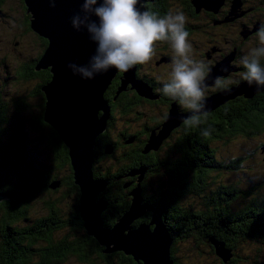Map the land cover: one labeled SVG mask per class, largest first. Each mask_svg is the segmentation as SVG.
Listing matches in <instances>:
<instances>
[{"label":"trees","instance_id":"16d2710c","mask_svg":"<svg viewBox=\"0 0 264 264\" xmlns=\"http://www.w3.org/2000/svg\"><path fill=\"white\" fill-rule=\"evenodd\" d=\"M3 1L4 0H0V3ZM19 1L24 5L23 0ZM166 1L167 0H153L150 3L144 1L141 5L143 6V9L145 6L146 10H152V12L157 15L163 16L162 12H166L164 7V5L166 6L167 4ZM169 1H171V5L174 2H179L178 0ZM188 1L191 6L188 5L187 1L182 5L189 9V11L197 14L194 9L195 5L193 6L190 0ZM23 8L26 9L25 5ZM177 8L178 7L170 9L176 11ZM27 28L31 31L29 18ZM194 28H196L195 24H191V27L187 28L189 35L195 30ZM38 39H40L41 45L38 54L29 60L21 62V64L31 73L27 84L33 85L38 90L37 97L41 96L44 100L43 93L39 90V86L41 84H46L50 80L51 74L49 71V65L42 69L33 70L34 64L47 47V40L45 37L41 36ZM25 78L26 77H22V80ZM14 82H16V80ZM242 82H244V80L241 79V82L238 84ZM232 83L235 84L236 80ZM119 84V79L113 81L112 91L115 90ZM238 84L229 88L237 86ZM226 89H224L223 92ZM256 89L259 90H255L251 94H249L250 90L236 92L227 99H220L214 102L209 106V109L205 110L207 114L203 115L204 118L202 116L200 117L201 124L199 126L189 127L185 125L184 120L191 114L187 110L182 109L176 101L170 99L165 104V106L168 104V106L173 107L169 112V116L175 112L176 107L188 112V115L183 121L175 124L176 126L170 131L171 133H175V136L173 137L174 145H170V147L165 150V153L161 155L162 158L160 157L161 160H168L167 169L171 170V175L165 179L166 185L163 187L162 184H157L162 179L161 176H158V178L154 180L156 183H154V181L150 182L152 183L150 184L151 192H147H159V195L157 193L153 196L147 194L145 195V198L147 199L149 206L154 208L153 211H156L157 208H166L172 211V218L168 222L169 226H167V232L173 240L172 241L169 238L170 244L172 241V244H169L168 246L167 252L170 264H187L182 263L181 260H177L178 257L174 258L176 257L174 256V250L177 249L174 246L176 243L174 241L177 240V237H175L176 235L180 237L176 229L184 230L183 227L176 224V221H187L191 217V220L200 219L204 226L201 227L200 233L197 234L199 235V238L204 237L205 239L206 236H209L214 238L215 242L222 243L223 248L228 249L229 253L237 252L232 256L222 259L215 253V250H213L212 252L218 259L216 264H237V262L242 259L248 261L254 259V264H260L259 260L257 262V255H246L242 257L240 254L247 252L248 248H242V244L239 243L247 242V240L256 241L257 247L255 250L257 252L264 251V191L261 195L257 193L258 188L261 185H264L263 183H260L261 181H258L254 188L247 191V193L243 192L244 195L241 198H238L240 200L238 204L233 202L232 205L228 204L226 206L222 202V199L217 198V204L215 206L203 210H192L189 213L187 209L179 207L177 203L180 201L179 199L184 195H187L189 191L193 192L196 188L205 187L207 184L206 177H208V172L224 169L220 167L221 164L217 165L214 162L215 150L209 146L212 139L221 138L223 136H245L247 140L252 142L257 140V142L253 144V147L255 146L253 153L262 152L264 154V87ZM138 95L139 93L136 90L130 89L126 92L120 91L116 95V101L113 99L114 92L113 94L110 93L108 100L112 103V106L116 108L117 112L121 113L127 110L125 109L126 107L130 110L134 109V106L138 102L136 99ZM233 97L235 98L231 101L230 99ZM24 99H21V101H14L12 108L14 118H19L18 115L23 113ZM43 107L44 102L42 108ZM0 113H4V106L2 105H0ZM167 114L168 110L163 114L162 120H158V127L165 123L164 120L166 119ZM1 117L2 115L0 118ZM2 119L5 121L3 117ZM49 127L51 128L50 125ZM205 129L211 130L209 136L205 137L201 135V132ZM146 135L147 137L149 136L148 133H146ZM130 136L132 137V134H130ZM48 140L57 151H63V154L66 153V148L57 136L49 138ZM144 141H146V139H144L142 143H144ZM141 150V148H137L136 151L138 155L135 154V156L140 157V161L138 162V159L133 160L134 163L132 164L135 165L132 166L130 163L131 166L122 169V173L129 174L133 167L139 168L140 166L145 167L148 165L145 156L152 154V152L146 151V153L144 152L141 154ZM6 151V147L0 145V171L2 173L0 193L6 195L0 199V235L3 236V239L0 237V264H66L69 260H72L74 264H90V261L94 264L99 261L98 254L100 253L102 245L95 241L85 231L78 213V189L74 194L70 195V197H74V203L69 211L65 210L62 212L59 209L61 208L59 205L65 199L61 196L58 201L53 202V207H51L49 205L50 202L45 200L49 197L43 194L47 188L45 185L52 180L49 173H43L32 164H25V176L17 175L16 167H14L11 162H8L7 165L5 164V160L7 159ZM173 155L178 156V158L172 159ZM154 157L158 158L156 155H154ZM18 160L23 162L20 154ZM242 160L241 155H232L229 162L232 167L236 169L241 167ZM50 166L53 167L51 163ZM188 169L190 171H188ZM154 175L157 177L156 172H154ZM47 177L49 178L47 179ZM135 177L136 176L131 175L127 180L134 181ZM262 181H264V179ZM146 182L147 181L144 179L139 184L144 186ZM33 186L37 187L28 190ZM40 188H44V191L35 193ZM118 188H122L121 183H119ZM237 188L238 187H236V190L238 192L239 189ZM233 189L234 186H231L230 188L228 185H221L219 188L220 196L222 197V195H224L226 197H231L230 194ZM33 193L35 194L33 195ZM39 196L44 197L43 199H39L40 204L43 206V213L36 217L27 215L30 203ZM160 196H165L163 198L164 200H161ZM211 200L208 201L207 205ZM129 201L130 200L127 198L124 207L121 208L115 206L114 202L111 200L109 203L110 206L108 205L106 211L108 212L114 209L123 212L125 210L124 208H127L128 204L130 205ZM249 202L255 209L260 208L262 211H254L253 209L248 208ZM16 209L18 212H15ZM150 215L151 213H149V218H146L145 216V221L150 220ZM162 217L167 218L168 216L162 215ZM105 218H109L108 214ZM236 224L238 228H236ZM189 229L191 228L189 227L185 230L188 231ZM168 234L167 236H169ZM199 238L194 237V240H202ZM12 241H16L18 245L22 244L21 249L13 247ZM35 244H37L36 247L33 246ZM8 246L12 247V250L9 249ZM32 250H35V252L39 254L40 260L38 262L31 260ZM254 254L257 253L254 252ZM236 257L242 259L238 260ZM248 261H245L244 264H250ZM204 264L213 263L204 262Z\"/></svg>","mask_w":264,"mask_h":264},{"label":"rangeland","instance_id":"374dc122","mask_svg":"<svg viewBox=\"0 0 264 264\" xmlns=\"http://www.w3.org/2000/svg\"><path fill=\"white\" fill-rule=\"evenodd\" d=\"M195 1L199 4H208L207 0ZM218 1L219 0H213L214 3ZM166 2V14L169 11L175 12L174 9L170 8H175L176 6L171 5V1L169 0H167ZM23 6L24 5L18 2V0H7L5 6L3 7V12L0 14V57H3V61L7 64L19 63L20 65V62L29 60L33 58L36 54H38V51L41 48L40 39H38L39 37H41V35L32 31V29L26 34L22 32V26L20 24ZM191 22H197V20L191 19ZM198 28L200 29V27ZM256 29L253 28L249 32L250 34H252L250 39H253V41L249 43L251 48L256 46L258 43V39L256 37ZM212 32L224 33L220 34L219 36H217L216 34L212 36L218 41L223 39V36L225 35H227L230 39H232V36L234 35V32L229 34L225 29L210 30V33ZM204 36L205 35L200 30H193L192 34L189 35V42L192 44L193 49L201 48L200 43L204 41ZM162 43L170 46V44L167 42ZM167 45L161 50L160 43L157 42V44L155 45L156 54L153 59L147 64L136 65L135 67H132L128 71V74H126V77L128 79L125 77L124 72H119L115 69V71L113 72V74L111 75L102 90V99L103 103L106 106V115L103 120V128L99 132L94 134L91 139V144L89 146L90 162L88 165V170L90 180H102L100 179L101 177L99 176L98 171L109 174L111 175L112 179L122 180L124 183V185H122L123 189L119 188L116 192L121 190V192L125 194L127 198L131 199V195L127 193L131 189H136L138 190V197L140 199L138 201V205H142L145 203L144 210L139 215L131 219L129 223L123 228V230L121 231V235L123 236L128 235L129 233L134 231L139 224H143L146 227L148 233H151L154 226V223H152L153 221H151V215H156L155 217L159 219L165 231V234H168L167 226H169L168 222L172 218V211L166 208H157L156 211H153L154 208L149 206L145 195H156L157 192H148H151L150 184L152 183L150 182L154 181L156 178H158V176H161L162 179L160 178L161 180L157 184L160 183L163 187L166 185L165 179L171 175V170L167 169L168 160H161L160 157L162 158L161 155L165 153V150L168 147H170L168 146L169 144L174 145L173 137L175 136V133H171L170 131L176 126L175 124L180 121H183V119L188 115V113L175 111L169 116V112L173 108L172 106H168L167 104L164 108H162L161 106H157L146 101H142L141 104H137L136 106H134L133 110H130L128 107H126V111L119 113L117 112L116 108L112 106V103L109 102L108 96L110 93L113 94L114 92L113 99L114 101H116V95L120 91L126 92L130 89H134L139 93V96H142L144 98L150 97V99H153L154 96H144L140 94V92L149 93V88L140 80L136 79V76L146 71L147 68H151L156 74L155 78H158V76H163V80H167V78L169 79L171 69L167 68V61L160 60L161 57L167 56V54H171V49L168 48ZM242 51L245 54L247 52L245 49H242ZM225 68L228 69L229 65L226 60H223L219 67H214V69L211 71V75H215L217 74V72L223 73V69ZM118 79L120 80V84L115 90L112 91V83L113 81ZM15 80L16 82L21 83L22 75H20V77H16ZM22 85L28 86L26 81H23ZM20 86L21 85H18L17 89ZM214 96L216 100H219L220 98H222L223 93L217 92V94H215ZM207 101L206 105L209 104V102ZM166 110H168V114L166 119L164 120L165 123L154 129L153 131H149L148 127L150 124H152L151 121L162 120V116ZM42 112L43 109L39 110V112L38 110L34 111L31 114L32 117L30 118L29 116L30 121H26L23 113H21V122L23 123V125L29 123L30 125H33L35 127L37 115L39 117H42L39 114L41 113L42 115ZM100 116L101 110L96 109L94 113V118L98 119ZM23 125L19 126L18 128H11L18 130H9V128H7L6 131L0 134V145H2V147H6L7 149V159L5 160V164L7 165L8 162H11L12 165L16 167L17 175L25 176V162L28 160V155L33 157L36 161L37 168H41L40 171L45 174L49 173L52 179L50 182H48L47 185H45L47 187L46 191H44V188H40L35 193H40L44 191L43 194L49 197L45 200H48L50 202L49 205L51 207H53V201L50 198L61 195L65 199L59 205L61 207L59 209L62 212L65 210L69 211V209L73 206L74 203V197L70 199V195H72V192L69 190V187L73 190V194L78 189V187L73 177L68 152L67 149L65 154H63V151H57L49 143L48 139L57 136L60 142L64 145V147L65 144L58 136L56 130L52 127L46 128L44 126H41L40 131L42 132L38 134V137H36L33 136L35 135L34 133H37L36 131H34V133H30L26 128L23 127ZM143 127V130L145 132L144 136L140 137V140H137L135 146L129 143L127 139H133V136L131 137L130 134L140 135V131ZM149 129L152 130V126H150ZM141 133H143V131H141ZM146 133H148V137ZM101 137H103V139L105 137L107 138H105L102 142L100 141ZM144 139H146V141L142 143ZM255 142H257V140L252 142L250 140H247L245 136H223L221 138L212 139L210 141L209 146L214 148L215 150L214 162L217 165H219V162H229L231 160L232 155H241L243 159L241 162V167L236 169H220L208 172V177H206V186L196 188L193 190V192L189 191L187 195H184L182 198L179 199L180 201L177 202L178 206L187 209V211L190 213L192 210H203L204 208H211L215 206L217 204V198L222 199V202L226 206L228 204L232 205L233 201L235 199L241 198L244 195L243 192L247 193L248 189L253 184H256L258 181H261L260 183L264 184V181H262L264 179V154L262 152L253 153V149L255 148V146L253 147V144H255ZM137 148L142 149L141 154L144 152L146 153V151L152 152L153 161L152 158L149 157L150 160H148L147 166H140L139 168L133 167L129 174L122 173V169L131 166L130 163L132 164L133 160L138 159V162L140 161V157L135 156V154L138 155L136 151ZM19 154L21 155L23 162H20L18 160ZM154 155H156L158 158L154 157ZM174 158H178V156L173 155L172 159ZM50 163L53 167L50 166ZM134 165L135 164H132V166ZM94 167H98V171ZM188 171L190 170L188 169ZM154 172L157 173V177H155ZM131 175L136 176L134 178V181L127 180V178H129ZM48 178L49 177H47V179ZM144 179L147 182L144 186H142V184L140 185L139 183H141V181ZM102 181L105 182L104 180ZM154 183H156V181H154ZM221 185H228L230 188L231 186H236L239 188V191H236L234 193V197L232 199L224 195H222L221 197V194L219 192V188ZM36 187L37 186H33L28 190H32ZM102 189L103 187L100 190ZM100 190H98L95 194H97ZM263 191L264 185H261L258 188L257 193L261 195ZM35 193H33V195ZM95 194L93 195L91 200L92 204H95L99 198L100 201L104 202L103 208L97 213V218L100 221V228L110 230L115 221L121 218L123 213H125L128 208L123 212L112 209L110 211V214L115 218V221H113L112 223L107 222V218H105L103 214H107L106 208L111 202L113 195L110 192L108 194H101L102 196H97ZM157 194L159 195V192ZM160 197L162 200L165 196ZM43 198L44 197L42 196L36 197L30 203L27 215L36 217L43 213V206L39 202V199ZM210 200L211 202H209V204L207 205L208 201ZM115 203H117V201ZM256 211L262 210L260 208H256ZM15 212H18V210L16 209ZM149 212L151 213L150 220L145 221V215H149ZM162 215H166L168 217L164 218L162 217ZM191 218L187 221H176V224L180 225V227H183L184 230L176 229L180 237H178L177 235L175 236L177 237V240L174 241L176 242L174 246L177 249L174 250V256H176V258L178 257L177 260H181L182 263L187 264H204V262L216 264L218 259L217 256L212 252L216 245L215 239L209 236H206L205 239L204 237L199 238V235L197 234L200 233L201 227L204 226L202 225L200 219L191 220ZM189 227L191 229L186 231L185 229H188ZM236 228H238L237 224ZM194 237H197L202 240H194ZM168 238L172 240L170 235L168 236ZM170 240L168 246L170 244ZM239 244H242V248H248L247 252H243L242 254H240L242 257L246 255H257L260 264H264V251L257 252L255 250V248L257 247L256 241L247 240V242H240ZM17 245V242L14 241L13 247L17 248ZM36 245L37 244L33 246L36 247ZM108 247H111V244H108ZM104 248L105 246L102 245L101 250H103ZM9 249L12 250V247H9ZM101 250L98 254L99 261L95 262L94 264H123L124 260H127L128 254L121 250H113L110 252H101ZM217 251L226 257L232 256L234 255V253H237H224L221 249H218ZM254 252H256L257 254H254ZM31 257L32 261L38 262L40 260L39 254H37L35 250H32ZM131 257L133 259L135 258L133 256ZM135 259L139 260L138 258ZM236 259L240 260L242 258L236 257ZM244 260L245 259L240 260L239 262H237V264H244L245 261H248ZM66 264H74V262L72 260H69V262ZM90 264H92L91 261Z\"/></svg>","mask_w":264,"mask_h":264},{"label":"water","instance_id":"95a60500","mask_svg":"<svg viewBox=\"0 0 264 264\" xmlns=\"http://www.w3.org/2000/svg\"><path fill=\"white\" fill-rule=\"evenodd\" d=\"M23 2L28 11L29 26L32 31L47 40L46 49L33 66V70L50 66V80L39 88L44 96L42 120L56 130L67 149L79 191L78 213L85 231L95 241L105 246L101 252L121 250L138 258L143 264H170L167 255L169 238L156 215H151V221L154 223L151 233H148L143 224H139L128 235H121V231L129 221L145 208V203L138 205L140 200L138 190L131 189L127 193L131 195L128 210L115 221L110 230L101 229L97 218V213L103 208L104 202L100 201V198L95 204L91 202L93 195L103 187L104 182L90 180L89 146L94 134L103 128L106 106L100 96L115 68L96 75L94 79H82L79 75H74L68 67L73 63L87 64L96 49L86 30L77 31L71 23L72 17L80 12L83 0H23ZM138 7L144 11L140 3ZM256 88L255 85L249 86L244 81L221 92L223 96L220 99H227L236 92L247 90H250L249 94H251L259 90ZM207 100L209 104L206 105L205 110L218 101L214 95ZM96 109L101 110L98 119L94 118ZM5 196L0 193V199ZM215 243V253L225 259L226 256L217 250L221 249L226 253L228 249H224L220 242ZM108 244H111V247H108Z\"/></svg>","mask_w":264,"mask_h":264},{"label":"clouds","instance_id":"9594fccd","mask_svg":"<svg viewBox=\"0 0 264 264\" xmlns=\"http://www.w3.org/2000/svg\"><path fill=\"white\" fill-rule=\"evenodd\" d=\"M140 0H83L80 12L71 23L77 31L86 30L95 43L94 54L85 65L69 64L74 75L94 79L96 75L115 68L127 72L136 65L150 62L156 54L157 42L170 44V78L160 91L176 101L191 115L185 125L199 126L201 115H206L207 78L211 67L203 60L193 58L192 44L186 30L187 17L182 11H169L160 16L138 7ZM54 6V5H53ZM258 44L244 54L239 63L244 72L241 79L249 86L264 87V24L256 33ZM227 71L228 69H223ZM217 89L224 88L222 78L214 80ZM210 129L201 132L209 136Z\"/></svg>","mask_w":264,"mask_h":264},{"label":"flooded vegetation","instance_id":"af4514ba","mask_svg":"<svg viewBox=\"0 0 264 264\" xmlns=\"http://www.w3.org/2000/svg\"><path fill=\"white\" fill-rule=\"evenodd\" d=\"M144 1L150 3L153 0H150V1L144 0ZM178 1L179 2H174L172 5H176V7H178L177 10L182 11L186 15L187 17L186 30L188 27H191V24H195L196 28L194 29L200 30L205 35L204 41L200 43L201 48L193 49V58L197 60H203L205 63H207L211 67V71L214 69L215 66L219 67L223 60H226L229 65V68L227 71H224L223 73L217 72V74H215L216 76L211 75L212 73H210V75L208 76L207 81H206L208 85L207 94H206V100H207L210 98V96L217 94V92L221 93L223 92L224 89L229 88L241 82L240 78L242 76V73L245 71L242 65L239 63L241 57L245 54L242 51V49H245L246 51H248L251 48L249 43H251L253 39L252 40L250 39L252 34H250L249 32L253 28L254 29L257 28L256 29V32H257L261 24H264V0H219L216 3H214L213 0H207L208 4H199L195 0H190L192 5L193 6L195 5L194 9H195V13L197 14H194L193 12L189 11V9H187L184 5H182L185 1H187L188 5L191 6L188 0H178ZM18 2L22 3L19 0ZM5 4H6V0L0 3V14L3 12L2 8L5 6ZM164 7L167 11V6L164 5ZM144 10H146L145 6H144ZM165 14L166 12H162V15H165ZM28 18H29L28 12L26 11V9L22 7V18H21L20 25L22 26V32L25 34L28 33L29 31V29L27 28ZM192 18H195L197 22H191ZM198 27H200V29ZM213 29H225L227 30L229 34L234 32V35L232 36L233 38L230 39L227 35H225L223 36V39L218 41L212 36L215 34L219 36L220 34H224V33L222 32L210 33V30H213ZM243 33H244V36H242ZM158 43H160L161 50L165 48V46L167 45L162 42H158ZM167 47L171 49L170 46L167 45ZM172 55H173V52L171 49V54L169 55L167 54V56H163L160 58L161 61H167L166 64H168L167 68L169 69H171ZM28 63H31V62H28ZM261 63L262 65H264V60H262ZM20 75H22V77H26L24 80H22V82L23 81L28 82L30 78L29 76H31V73L21 64V62H20V65L19 63L7 64L3 61V57H0V105L4 106V113L3 114L0 113V116L2 115V117L5 119L4 121L2 117L0 118L1 134L4 131H6L7 128H9V130H18V129H11V128H18L19 126H22V122H21L22 116L18 115L20 118L19 119L18 117L14 118L12 114L13 112L12 108H13V104L15 100L21 101V99L25 98L24 107H23V115L26 121H30L29 116L31 118L32 117L31 114L34 111L38 110L39 112V110L43 109L42 108L43 102H44L43 97L41 96L37 97L38 90L33 85L25 86V85H22V82L21 83L14 82L16 77H20ZM155 77H156V74L151 68H147L146 71L136 76V79L140 80L143 84H145L149 88V93L140 92V94L144 96H152V97L154 96L153 99H150V97L144 98L138 95L136 98L138 101L136 105L141 104L142 101H146L151 104L161 106L162 108H164L165 104L170 100V98L165 97L160 91V89H162L163 87V84L167 82L169 79L167 78V80H163L164 79L163 76H158V78H155ZM217 77L222 78L224 88L217 89L215 87L214 80ZM235 80H236V83L233 84L232 82ZM18 85H21V86L17 89ZM42 85L43 84H41L39 88ZM234 98L235 97L231 98L230 100L232 101ZM175 111L185 112L184 110L178 109L177 107L175 108ZM185 113H188V112H185ZM39 114L40 116H42L41 113ZM201 116L204 118L203 115ZM151 123L152 124H150L149 127L152 126V130H150L148 127L149 131H153L154 129L158 127V121H151ZM41 126L50 128L49 124L44 122L42 120V117H39L38 115H37L35 127L33 125H30L29 123H26L23 125V127L26 128L30 133H34V131H36L37 133H34L35 135H33L36 137H38L39 136L38 134L42 132L40 131ZM143 129L144 127L141 130L143 131V133H141L140 131V135L133 134L132 135L133 139H127V141L135 146V143L137 142V140H140V137L144 136L145 132ZM102 139L103 137H101L100 141L103 142L104 139L103 140ZM168 146H170V144ZM149 157L152 158V154L145 156V160L147 161L150 160ZM25 164L27 165L32 164L34 167H37L35 159L29 155H28V160L25 162ZM219 164H221L220 167L224 169L233 168L230 162H227V163L219 162ZM94 168H96L98 171V167H94ZM98 174L101 177L100 179L104 180L105 182H104L103 189L100 190L95 195L102 196L101 194H108L110 192L113 195L112 201L114 202L115 206L123 208L127 200V196L123 194L121 190L116 192L119 189L118 188L119 183H121V186L124 185L123 181L112 179L111 175L103 173V172L98 171ZM254 186L255 184H253L248 189V191L253 189ZM69 190L73 194V190L70 189V187H69ZM236 191H237L236 187H234L233 191L230 194L231 199L234 197V193ZM60 196L61 195L57 197H53L51 198V200L53 202H56L59 200ZM72 197L73 196H71L70 199ZM128 199L130 200V198ZM116 201L117 203H121V204L115 203ZM233 202L238 204L240 200L235 199ZM128 207H129V204L127 208ZM127 208H124V209L126 210ZM248 208L256 211V209L253 207V205L250 202L248 204ZM107 214L109 216V218L106 220L107 222L112 223L113 221H115V218L110 214V211H108ZM107 214H103L104 217L107 216ZM145 216L146 218L147 217L149 218V215H145ZM103 223H104V220H103ZM0 237L3 239V236L0 235ZM0 247H1V244H0ZM21 247H22V244L18 245L16 249H21ZM256 259L258 262L259 260L258 257ZM253 260L249 261V263L254 264ZM127 261H128V264H141L139 260L135 258L133 259L130 255H127V260H124L123 264H127Z\"/></svg>","mask_w":264,"mask_h":264},{"label":"bare ground","instance_id":"6f19581e","mask_svg":"<svg viewBox=\"0 0 264 264\" xmlns=\"http://www.w3.org/2000/svg\"><path fill=\"white\" fill-rule=\"evenodd\" d=\"M124 74H125V77H126V74H128V71L127 72H124ZM127 78V77H126ZM128 79V78H127ZM237 91H239V89H237ZM100 98H101V100L103 101V99H102V95L100 96ZM89 156H90V151H89ZM89 165V164H88ZM109 254V253H108Z\"/></svg>","mask_w":264,"mask_h":264}]
</instances>
